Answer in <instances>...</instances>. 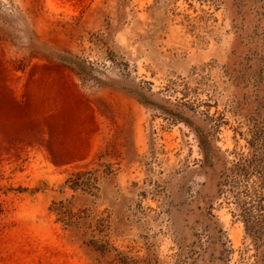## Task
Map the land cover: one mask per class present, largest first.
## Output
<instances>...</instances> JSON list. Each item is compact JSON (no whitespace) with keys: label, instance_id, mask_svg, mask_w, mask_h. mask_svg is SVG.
Listing matches in <instances>:
<instances>
[{"label":"rangeland","instance_id":"1","mask_svg":"<svg viewBox=\"0 0 264 264\" xmlns=\"http://www.w3.org/2000/svg\"><path fill=\"white\" fill-rule=\"evenodd\" d=\"M0 264H264V0H0Z\"/></svg>","mask_w":264,"mask_h":264},{"label":"trees","instance_id":"2","mask_svg":"<svg viewBox=\"0 0 264 264\" xmlns=\"http://www.w3.org/2000/svg\"><path fill=\"white\" fill-rule=\"evenodd\" d=\"M85 173L86 172H80V171H78V172L74 173L70 178H68V180L66 182L67 183H70L69 186L72 189L76 190L78 188V183H79L81 177L83 175H85ZM252 227H253V225H252ZM246 230H248V231L250 230L251 231V228L249 227V225H246Z\"/></svg>","mask_w":264,"mask_h":264}]
</instances>
